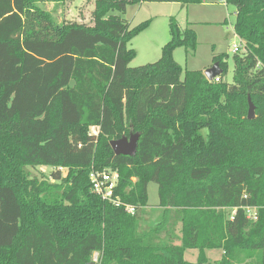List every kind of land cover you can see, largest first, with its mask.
Masks as SVG:
<instances>
[{
    "label": "trees",
    "instance_id": "1",
    "mask_svg": "<svg viewBox=\"0 0 264 264\" xmlns=\"http://www.w3.org/2000/svg\"><path fill=\"white\" fill-rule=\"evenodd\" d=\"M86 1L90 23L41 6L67 0H0V264H206L208 248L225 251L218 264H264V0H226L245 43L233 82L226 53L220 80L176 61L198 38L174 16L161 57L131 65L151 19L132 27L129 5L203 0ZM135 133L137 153L117 155L111 140ZM94 169L119 172L134 213L95 191Z\"/></svg>",
    "mask_w": 264,
    "mask_h": 264
},
{
    "label": "rangeland",
    "instance_id": "2",
    "mask_svg": "<svg viewBox=\"0 0 264 264\" xmlns=\"http://www.w3.org/2000/svg\"><path fill=\"white\" fill-rule=\"evenodd\" d=\"M46 10L52 12L60 22L81 21L90 23L92 21V10L94 3L86 0H67L62 4L54 2L41 3ZM236 6L227 3L226 0H203L201 3L185 4L182 2H159L149 1L139 4H131L122 16L127 19L132 27L145 20L151 19L150 25L129 43L136 51V56L131 61L132 66H139L157 61L162 54V47L170 40L171 17H176L182 27L188 24L195 29L198 38V46L195 52L187 53L184 48H177L174 56L183 68L189 70L205 71L214 62V56L226 53L228 71L224 80L233 82L234 74V44H241L243 40L235 33ZM242 49V48H241ZM244 51V47L242 49ZM241 51V52H242ZM97 128L92 127V130ZM27 172L33 176L43 178L51 170L49 166H28ZM149 208L159 203L158 184L150 182L148 187ZM232 211V208H226ZM257 207L254 211L257 212ZM177 243H180L178 240ZM206 264H218L225 257L222 248H208L204 251ZM200 255L199 249H187L185 257L190 261H197ZM238 262L245 261V257L237 259Z\"/></svg>",
    "mask_w": 264,
    "mask_h": 264
},
{
    "label": "built area",
    "instance_id": "3",
    "mask_svg": "<svg viewBox=\"0 0 264 264\" xmlns=\"http://www.w3.org/2000/svg\"><path fill=\"white\" fill-rule=\"evenodd\" d=\"M241 44H234L233 51L240 52L244 47ZM242 48V49H241ZM216 80H220V77L217 76ZM63 169V168H62ZM91 181L95 191L101 194L105 199L111 201L117 206L125 205V208L128 212L134 213L135 207L131 204L124 203L121 199V196L115 193V189L119 181V172L116 170L110 169H97L91 172ZM248 215L254 219L257 218V212L254 211L255 207H246ZM97 255H95V259Z\"/></svg>",
    "mask_w": 264,
    "mask_h": 264
},
{
    "label": "water",
    "instance_id": "4",
    "mask_svg": "<svg viewBox=\"0 0 264 264\" xmlns=\"http://www.w3.org/2000/svg\"><path fill=\"white\" fill-rule=\"evenodd\" d=\"M204 73L209 80H213L222 73V68L220 66V63L218 61L215 62L211 67L206 69ZM255 117H256V107L251 97L249 96L248 118L254 119ZM138 141H139V134L135 133L132 134L130 137H121L117 139H112L111 146L117 155L124 154V155L133 156L137 153ZM91 264H94V262H91Z\"/></svg>",
    "mask_w": 264,
    "mask_h": 264
}]
</instances>
